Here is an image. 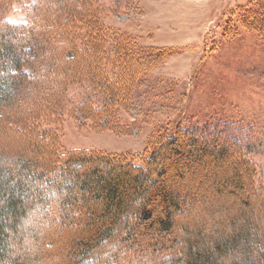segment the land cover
<instances>
[{"label": "trees", "instance_id": "16d2710c", "mask_svg": "<svg viewBox=\"0 0 264 264\" xmlns=\"http://www.w3.org/2000/svg\"><path fill=\"white\" fill-rule=\"evenodd\" d=\"M14 1L6 0L0 11L4 29L0 34V137L21 141L24 149L14 153L0 145V264H126L119 257L104 262L100 255L118 236L130 240L132 246H140L136 234L143 222L157 235L171 236L167 242L151 241L158 253L172 254L170 264H264L249 255L242 263L229 259L242 241L250 245L247 220L242 229H213L214 234L207 237L206 226L191 230L186 225L183 240L177 239L175 213L192 198H183L165 178L172 169L179 176L184 174L179 171L178 157L191 156L200 161L209 155L222 160L235 153L244 166L243 170L234 168L237 184L243 188L246 183L257 192V168L245 149L248 143L242 136L244 127L231 129L233 123L221 118L209 129L166 128L141 156L99 150L60 151L55 135L60 123L49 121L47 114L54 108L53 114L62 116L60 97L67 94L66 86L75 80L71 72L79 74L83 82L87 73L90 83L86 84L102 94L99 99L94 95L88 98L91 114H109L129 101L136 83L126 81L149 72L161 55L135 43H128L123 52L118 46L109 49L110 32L99 24L96 0H71L59 10L60 14L47 16L38 12L43 0H35L36 8L22 22L4 17ZM83 9L91 12L89 19L85 18L90 32L77 34L75 39L61 25L79 31L76 24L81 25L82 20L70 17ZM251 12L258 15L259 26L264 28V10ZM17 35L20 37L13 39ZM119 64L125 68L120 73ZM57 69L64 70L50 85L48 80ZM84 107L80 105V113L85 114ZM44 111L45 117L39 118ZM50 124L56 127H45ZM156 184L159 186L153 189ZM155 194L165 203L158 216L152 218L147 204L134 207L136 200L147 203ZM256 194L264 199L263 191ZM242 203L249 205L246 200ZM53 205H57L55 218L45 226L41 223ZM132 212L134 218L128 216ZM232 218L237 219L235 215ZM261 254L264 261V251Z\"/></svg>", "mask_w": 264, "mask_h": 264}, {"label": "rangeland", "instance_id": "374dc122", "mask_svg": "<svg viewBox=\"0 0 264 264\" xmlns=\"http://www.w3.org/2000/svg\"><path fill=\"white\" fill-rule=\"evenodd\" d=\"M5 1L0 0V11ZM34 1L15 0L4 17L12 22L26 20L36 8L33 7ZM70 3L71 0H43L38 12L45 16L52 12L58 14ZM96 4L99 24L110 32L109 49L118 46L123 52L128 43H135L146 51L152 48L161 55V60L149 72L126 81L136 83L129 101L109 114H91L87 106L90 107L91 99L88 98L94 95L99 99L102 94L86 84L90 83L87 73L83 82L79 74L71 72L70 76L75 80L66 86L67 94L59 99L62 101V116L54 115V108H50L47 114L49 121L60 123L61 128H56L57 134L55 132L59 138V150H99L141 156L166 128L209 129L217 119L224 118L233 123L231 129L240 125L244 127L242 136L248 143L245 149L257 168V192H264V28L259 26L258 15L251 12L261 13L264 0H96ZM78 11L70 17L82 20V26L76 24L80 28L77 33L71 27L70 30L61 25L75 39L77 34L83 36L90 32L85 18L89 19L91 12L83 9L77 15ZM3 30L0 13V34ZM51 52L55 54V51ZM117 66L119 73L124 71L123 66ZM62 70L57 69L53 77L50 76L52 78L48 77L50 85L56 83L54 77ZM66 80L61 81L67 83ZM81 104L85 106V114L78 110ZM44 113L39 118L45 117ZM52 124L45 127L55 128ZM1 140H4L0 144L3 149L14 153H21L24 149L21 141L16 143V139L1 136ZM177 161L179 171L184 174L179 176L172 169L167 171L165 178L183 198L192 199L191 203L181 204L184 211L175 213V237L183 240L186 225L191 230L206 226L207 237L214 234L213 229L223 232L242 229L247 220L250 223V245L242 241L229 259L242 263L249 255L263 263L264 199L244 181L243 188L237 184L234 168L244 169L239 157L232 153L217 160L206 155L197 161L194 157L182 156ZM188 185L192 187L190 190ZM158 186L153 185V189ZM242 200L248 201L249 205L245 206ZM141 204L152 209V218L161 214L165 206L157 194L147 203L136 200L134 207ZM56 206L51 207L41 224H50L55 218ZM128 216L134 218V212ZM139 230L136 237L141 239L140 246H132L130 240L118 236L108 243L100 257L104 262L119 257L120 262L126 264L129 261L130 264H170L168 258L172 254L158 253L151 241L167 242L171 236L157 235L144 222ZM123 241L125 245H122ZM123 257L126 260H122Z\"/></svg>", "mask_w": 264, "mask_h": 264}]
</instances>
